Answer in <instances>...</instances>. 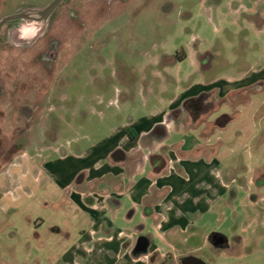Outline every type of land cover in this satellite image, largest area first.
<instances>
[{
    "label": "rangeland",
    "instance_id": "rangeland-1",
    "mask_svg": "<svg viewBox=\"0 0 264 264\" xmlns=\"http://www.w3.org/2000/svg\"><path fill=\"white\" fill-rule=\"evenodd\" d=\"M51 1L0 0V17ZM51 42H55L53 60L46 54ZM263 71L264 0H63L48 21L22 20L4 27L0 35V264H52L54 256L64 251L55 244L64 245L68 231L69 237L74 235L76 220L62 202L63 192L52 181L46 182L41 167L31 168L32 159L46 164L48 172L57 164H86L92 146L117 142L132 122L165 120L163 113L169 114L172 104L181 111L187 100H178L182 94L231 90ZM257 92L248 106L241 102L235 107L226 98L213 100L208 105L216 111L192 125H205L209 117L222 113L233 116L226 130L217 129L210 140L220 135L230 144L223 146L218 159L222 170L232 165L242 173L241 167L249 166L253 174V168L264 166V155L257 164V149L247 148L243 144L247 139L237 136L243 128L247 137L251 134L250 112L257 98L264 99V89ZM22 107L32 111L31 118L21 116ZM170 133L168 142H186V147L203 140L192 128ZM61 156L67 159L59 162ZM10 163L18 164L11 167ZM30 172L37 174L36 179ZM262 184L264 177L250 185L234 184L236 197L224 216L204 219L205 230L230 240L234 231H244L252 215L258 216V223L245 229L251 238L244 255L236 259L238 264H264V202L252 199L264 194ZM30 192L33 195L27 197ZM40 219L42 224H35ZM154 234L149 225L140 236L152 235L153 244L163 246ZM190 245L191 250L196 248L195 257L218 264L210 244L196 240ZM182 248L177 245L176 253Z\"/></svg>",
    "mask_w": 264,
    "mask_h": 264
},
{
    "label": "crops",
    "instance_id": "crops-1",
    "mask_svg": "<svg viewBox=\"0 0 264 264\" xmlns=\"http://www.w3.org/2000/svg\"><path fill=\"white\" fill-rule=\"evenodd\" d=\"M260 73L248 79V83L241 80L231 90L218 92L208 89L194 96L182 94L178 100L196 99L202 95L201 99L209 105L213 100L226 98L235 107L241 102L248 106L255 92L264 89V71ZM255 84L259 86L256 88ZM256 101V107L250 112L251 134L247 137L243 128L237 131V136L247 139L243 142L247 143V148L253 145L257 149L255 161L259 164L264 155V110H261L264 99L257 98ZM184 106L181 111H176V106L172 104L170 113H163L165 120L155 121L158 124L153 128L155 122L152 120L132 122L128 130L118 135L117 142L108 141L102 147L92 146L86 164L75 163L67 167L57 164V168L52 166L48 172L44 169L46 164H36L33 160L29 163L32 169L37 165L41 167V172L48 175H45L46 182L57 184L63 192L62 202L73 211L76 220L72 228L74 235L69 237L68 231L65 244H55L64 251L59 257L54 256L56 260L52 264H180L182 256L195 255L193 250L196 248L191 250L190 241L210 244L208 239L212 232L205 230L204 219L209 215L221 219L236 197L234 184L244 186L258 181L259 177H264V166L253 168V174L249 166H242L241 169L245 170L242 173L232 165L220 169L222 148L230 144L224 142L220 135H216L214 142L210 140L217 129L226 130L228 124L216 127L213 125L216 118L209 120V117L207 124L192 127L203 115H211L216 108L210 106L206 112H200L197 107ZM183 112L186 113L184 117L181 116ZM240 116L241 113L238 118ZM165 126L178 133L190 128L197 130V135L203 138L202 143L186 147V142H168L172 134ZM64 157L61 156L59 162L67 159ZM169 160L174 168L167 173ZM32 177L36 179L37 174ZM31 195L32 192L26 193L27 197ZM252 199L255 203L264 202V194L252 196ZM230 213L234 219L237 218L233 209ZM254 221L258 223V216L252 215L250 223L243 226L244 231H234L230 240L228 236L216 232L222 243L217 247L210 245L217 254L215 259L218 264L225 260V264H238L236 259L244 255L245 244L251 238L245 235V229ZM35 224H42V220H36ZM149 225L154 228V237L163 241V246L156 247L153 236L146 235L149 241L147 253L134 254L136 237L143 234ZM120 231L132 237L120 236ZM179 244L183 245V251L177 254ZM223 244L226 246L223 247Z\"/></svg>",
    "mask_w": 264,
    "mask_h": 264
},
{
    "label": "water",
    "instance_id": "water-1",
    "mask_svg": "<svg viewBox=\"0 0 264 264\" xmlns=\"http://www.w3.org/2000/svg\"><path fill=\"white\" fill-rule=\"evenodd\" d=\"M60 2L61 0H52L50 4H46L44 7L31 10L30 13L31 15H33V17L29 15L30 13L4 16L2 19H0V28L7 21L18 19L20 17H25V18L31 17V19H35L36 21L38 20L44 22L49 18L50 14L52 13L56 5L59 4ZM209 242L213 247H217L222 243L221 237H219L218 234H213L212 239ZM148 246H149V241L146 238V236H137L133 247V252L134 254H139V255L145 254L147 253ZM180 264H206V263L201 258L195 257L193 255H185L180 258Z\"/></svg>",
    "mask_w": 264,
    "mask_h": 264
},
{
    "label": "flooded vegetation",
    "instance_id": "flooded-vegetation-1",
    "mask_svg": "<svg viewBox=\"0 0 264 264\" xmlns=\"http://www.w3.org/2000/svg\"><path fill=\"white\" fill-rule=\"evenodd\" d=\"M63 0H61V2H62ZM52 2V1H51ZM51 2H47L46 4H50ZM61 2L59 3V4H61ZM46 4H42V5H27L26 7H24V8H22V10L21 11H18V12H12V13H8V14H5V15H3V16H1L0 17V19H2L4 16H7V15H13V14H15V15H17V14H24V13H30L31 12V10H34V9H37V8H41V7H44ZM59 4H57L56 5V7L54 8V10L52 11V13L50 14V16H49V18L47 19V21L54 15V13H55V11H56V9H57V7H58V5ZM31 17H33V15H31V13L29 14ZM31 17H29V18H25V17H20V18H18V19H13V20H9V21H7L6 23H4L2 26H1V28H0V35H1V33H2V30H3V28L4 27H6V26H9V25H11V24H17V23H19L20 21H22V20H24V21H31V22H33V23H42V21H36L35 19H31ZM52 43V44H51ZM50 44H51V46H50V48H49V50H48V53H46L47 54V57L48 58H50L51 60H53L54 58H55V51H54V45H55V42H51ZM50 50L52 51V52H50ZM45 65H46V63H44ZM47 66V65H46ZM46 82H48V79L46 80ZM198 104H200V106H204V105H208L209 103H207L206 104V102L204 101V99H201L199 102H197ZM20 114H21V116H25V120H27V119H29V118H31L32 117V111L30 110V109H28V108H26V107H22L21 109H20ZM24 132V131H23ZM22 132V133H23ZM33 160V159H32ZM16 164H18V163H16ZM15 163L13 164V163H10V165H11V167L12 166H15L16 165ZM33 171V170H32ZM30 173H32V172H30ZM33 174V173H32ZM223 247H225L226 246V244H223L222 245Z\"/></svg>",
    "mask_w": 264,
    "mask_h": 264
},
{
    "label": "trees",
    "instance_id": "trees-1",
    "mask_svg": "<svg viewBox=\"0 0 264 264\" xmlns=\"http://www.w3.org/2000/svg\"><path fill=\"white\" fill-rule=\"evenodd\" d=\"M202 98V95L196 99H189L187 101H185L184 103V107L188 106L191 104V103H194L196 104L198 110L201 112H206L208 110V107L209 105H204V106H200V104H198L197 102H199ZM232 120V116L231 115H228V114H225V113H222L220 114L215 120H214V124L216 127H224L226 126L227 124H229ZM118 151L115 152V154H117ZM114 154V155H115ZM213 234H217L216 232H212L210 235H209V239L208 241H210L212 239V235Z\"/></svg>",
    "mask_w": 264,
    "mask_h": 264
},
{
    "label": "built area",
    "instance_id": "built-area-1",
    "mask_svg": "<svg viewBox=\"0 0 264 264\" xmlns=\"http://www.w3.org/2000/svg\"><path fill=\"white\" fill-rule=\"evenodd\" d=\"M168 164H169V165H168V171L171 172V170L174 168V166H173V162L169 160V163H168ZM119 235H121V236H123V237H124V236H125V237H132V235H130V234H129V235H126L125 233H123V231H120V232H119Z\"/></svg>",
    "mask_w": 264,
    "mask_h": 264
}]
</instances>
